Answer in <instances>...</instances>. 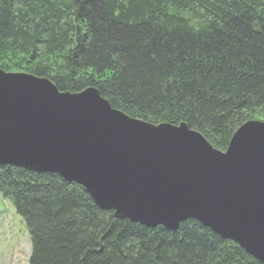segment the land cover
Masks as SVG:
<instances>
[{"label":"trees","instance_id":"1","mask_svg":"<svg viewBox=\"0 0 264 264\" xmlns=\"http://www.w3.org/2000/svg\"><path fill=\"white\" fill-rule=\"evenodd\" d=\"M0 68L95 87L223 151L264 118V0H0ZM0 194L28 230V264H262L195 219L171 230L115 217L57 173L0 164Z\"/></svg>","mask_w":264,"mask_h":264},{"label":"water","instance_id":"2","mask_svg":"<svg viewBox=\"0 0 264 264\" xmlns=\"http://www.w3.org/2000/svg\"><path fill=\"white\" fill-rule=\"evenodd\" d=\"M0 164L57 173L103 210L175 230L195 219L264 264V121L214 148L185 123H151L113 108L95 87L0 68Z\"/></svg>","mask_w":264,"mask_h":264},{"label":"rangeland","instance_id":"3","mask_svg":"<svg viewBox=\"0 0 264 264\" xmlns=\"http://www.w3.org/2000/svg\"><path fill=\"white\" fill-rule=\"evenodd\" d=\"M258 120L264 121V118ZM30 251V237L24 221L10 201L0 194V264H28Z\"/></svg>","mask_w":264,"mask_h":264}]
</instances>
